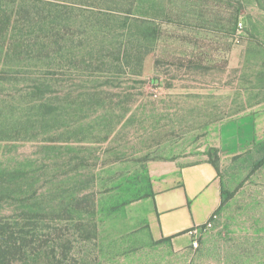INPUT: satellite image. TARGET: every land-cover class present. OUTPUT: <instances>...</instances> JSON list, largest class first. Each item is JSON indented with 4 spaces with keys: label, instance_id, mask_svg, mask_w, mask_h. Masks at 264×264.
I'll return each instance as SVG.
<instances>
[{
    "label": "rangeland",
    "instance_id": "rangeland-1",
    "mask_svg": "<svg viewBox=\"0 0 264 264\" xmlns=\"http://www.w3.org/2000/svg\"><path fill=\"white\" fill-rule=\"evenodd\" d=\"M202 160L199 247L137 246L118 223L152 167ZM0 264H264V0H0Z\"/></svg>",
    "mask_w": 264,
    "mask_h": 264
},
{
    "label": "crops",
    "instance_id": "crops-1",
    "mask_svg": "<svg viewBox=\"0 0 264 264\" xmlns=\"http://www.w3.org/2000/svg\"><path fill=\"white\" fill-rule=\"evenodd\" d=\"M246 117L249 114L226 121L214 132L212 144L222 157L239 155L245 152L244 148H252L255 144L259 119L255 117L252 125L246 129L242 127L243 123L240 124V120ZM151 174V194L125 206L123 214L125 212L126 215L119 220L118 226L124 227L123 232L132 233L139 247L164 241L179 247L183 244L194 248L191 246L192 240L188 238L190 232L201 234V226L211 221L222 203L217 169L211 162L202 160L189 165L156 164ZM131 227L134 229L131 230Z\"/></svg>",
    "mask_w": 264,
    "mask_h": 264
},
{
    "label": "built area",
    "instance_id": "built-area-1",
    "mask_svg": "<svg viewBox=\"0 0 264 264\" xmlns=\"http://www.w3.org/2000/svg\"><path fill=\"white\" fill-rule=\"evenodd\" d=\"M207 226V225H206ZM205 226V227H206ZM190 236H191V238H192V246L194 247V248H198L199 247V245H200V236H199V233L197 232V231H191L190 232Z\"/></svg>",
    "mask_w": 264,
    "mask_h": 264
},
{
    "label": "trees",
    "instance_id": "trees-1",
    "mask_svg": "<svg viewBox=\"0 0 264 264\" xmlns=\"http://www.w3.org/2000/svg\"><path fill=\"white\" fill-rule=\"evenodd\" d=\"M215 167H216V165L213 163V162H211ZM217 168V167H216ZM206 225H203V226H201V227H205ZM183 233H185V232H183Z\"/></svg>",
    "mask_w": 264,
    "mask_h": 264
}]
</instances>
